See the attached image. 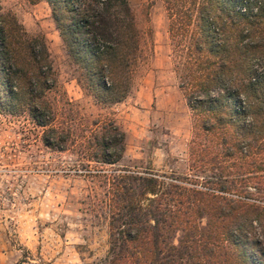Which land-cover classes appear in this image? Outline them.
<instances>
[{"label": "trees", "instance_id": "1", "mask_svg": "<svg viewBox=\"0 0 264 264\" xmlns=\"http://www.w3.org/2000/svg\"><path fill=\"white\" fill-rule=\"evenodd\" d=\"M38 1V0H32ZM78 82L99 105L122 102L143 59L129 0H44ZM180 88L194 117L190 174L104 175L110 195L105 264H264V0H164ZM44 39L0 5V111L26 112L61 150L46 93ZM94 138L93 160L116 164L125 133Z\"/></svg>", "mask_w": 264, "mask_h": 264}, {"label": "rangeland", "instance_id": "2", "mask_svg": "<svg viewBox=\"0 0 264 264\" xmlns=\"http://www.w3.org/2000/svg\"><path fill=\"white\" fill-rule=\"evenodd\" d=\"M143 35V59L128 96L97 104L78 82L44 0H0L30 35L41 36L54 70L47 91L61 150L43 142L45 129L26 113L0 111V264H105L110 195L104 175L190 174L194 117L180 88L164 0H129ZM263 67H260L263 70ZM113 122L125 133L116 164L93 160L94 138Z\"/></svg>", "mask_w": 264, "mask_h": 264}]
</instances>
